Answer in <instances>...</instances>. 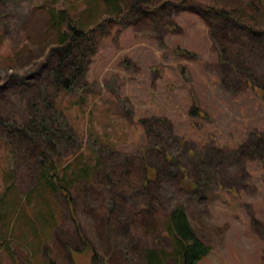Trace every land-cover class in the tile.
Returning a JSON list of instances; mask_svg holds the SVG:
<instances>
[{"label":"rangeland","instance_id":"374dc122","mask_svg":"<svg viewBox=\"0 0 264 264\" xmlns=\"http://www.w3.org/2000/svg\"><path fill=\"white\" fill-rule=\"evenodd\" d=\"M119 2L0 0V199L37 183L18 140L32 117L61 122L40 153L97 168L72 204L53 197L45 248L19 225L0 264H145L146 248L172 252L162 219L177 206L211 248L196 264H264V0ZM70 20L97 29L94 51L57 89L49 51Z\"/></svg>","mask_w":264,"mask_h":264},{"label":"trees","instance_id":"16d2710c","mask_svg":"<svg viewBox=\"0 0 264 264\" xmlns=\"http://www.w3.org/2000/svg\"><path fill=\"white\" fill-rule=\"evenodd\" d=\"M140 1L143 0H135L136 3L133 6H136ZM106 2L116 14L122 13V5L119 0H106ZM217 11L222 15L228 12L226 9ZM67 23L70 29L61 33L57 44L52 46L49 51V58L53 60H51L52 66H50L48 74L50 82L57 89H70L76 80L85 73L90 53L94 51L95 45L96 36L94 33L97 30L95 27L90 26L86 29L80 20H70ZM98 24L101 26L100 22ZM47 116L49 115L40 117L42 118L40 123L32 117L19 130L22 138L18 140L26 146V149L29 144L32 145L33 149L37 151L36 158L39 157L41 159L39 161L43 164L36 185L26 194V197L21 199L14 193L13 195L8 194L13 185L9 184L0 199V238L7 236L9 240H16V230L20 225L23 240L43 248L55 238L54 233L59 227L58 207L54 204L53 197L63 195L72 204V189L86 181L91 182L97 171L96 163L69 162L62 165L53 154L49 155L45 151L40 153L41 147L48 143H51L50 151L55 150L58 141L62 138L59 132L61 131V122L59 123L55 119L56 115ZM12 152L14 153V150ZM31 208L33 214L28 212ZM162 227L163 233L172 242L173 250L169 253L164 249L146 248L141 252L145 264H168L169 258H172L175 264H196L210 252V246L195 234L184 207L177 206L168 213L162 219ZM25 229L32 232L34 240L30 241Z\"/></svg>","mask_w":264,"mask_h":264}]
</instances>
